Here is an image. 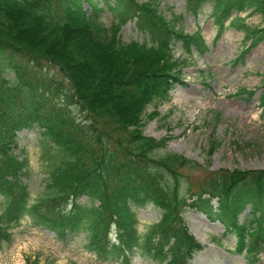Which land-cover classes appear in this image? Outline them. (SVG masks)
<instances>
[{"label": "trees", "instance_id": "trees-1", "mask_svg": "<svg viewBox=\"0 0 264 264\" xmlns=\"http://www.w3.org/2000/svg\"><path fill=\"white\" fill-rule=\"evenodd\" d=\"M184 2L194 16L210 4L215 37L225 21L243 29L238 14L248 9L264 20L259 0ZM98 4L0 0V56L20 62L11 63L10 73L0 71V249L11 243L13 227L27 219L63 243L82 234L83 247L99 262L129 264L135 255L152 264H185L202 247L182 221L188 207L217 221L233 237L232 251L254 262L264 251V169L218 168L193 191L181 187L178 169L196 163L167 150L168 137L142 133L149 117L144 107L182 83L172 44L186 55L201 54L207 49L202 36L166 22L151 0ZM103 7L114 17L107 26L99 17ZM126 17L146 40L117 38ZM263 30L242 31L253 46L264 40ZM85 64L89 71L79 74ZM43 65H52L65 86L52 89L51 80L37 73ZM259 97L264 105V92ZM33 126L39 129L46 177L45 190L31 200L29 163L12 150L17 132ZM146 204L159 216L137 231L133 209Z\"/></svg>", "mask_w": 264, "mask_h": 264}, {"label": "rangeland", "instance_id": "rangeland-1", "mask_svg": "<svg viewBox=\"0 0 264 264\" xmlns=\"http://www.w3.org/2000/svg\"><path fill=\"white\" fill-rule=\"evenodd\" d=\"M94 1L101 6V0ZM151 1L156 4L161 17L166 22L171 20L175 28L187 34L198 30L207 49L201 54L191 50L186 55L177 42L172 44L171 57L176 61L182 83L171 85L164 97L144 107L145 116L149 117L143 123L142 133L157 139L168 137L165 142L167 150L196 163L194 168L178 169L181 187L187 184L193 191L197 190L208 172L218 168L264 169V105L259 97L264 92V40L251 46L242 31L246 28L261 31L264 20L256 10L248 9L238 14L243 29L224 23L220 35L215 37L210 4H203L194 16L184 10L185 0ZM259 2L260 7L264 6V0ZM234 13L231 12V16ZM99 17L105 26L114 20L104 7ZM131 19H124L117 38L123 43L146 40V34L137 29ZM239 53L241 57L235 60ZM11 63L20 62L0 56V71L10 73ZM84 67L89 71V65L85 64L77 69L79 74L86 73L79 70ZM37 73L51 80L49 85L52 89L59 84L65 86V79L52 65H43ZM51 96L57 99L55 93ZM38 132L35 126L21 129L12 150L20 156L25 155L29 163L31 174L26 184L31 200L45 190V162L38 149ZM133 211L137 218V231H142L159 215V211L150 204ZM245 211L236 217L239 222L243 220ZM181 217L186 231L202 244L185 264H264V251L257 252L254 262L233 252V237L224 232L217 221H208L199 211L188 207L183 209ZM11 240L0 249V264H118L116 261H97L92 252L83 247L85 240L82 234L63 243L52 232L32 225L27 219L13 227ZM129 264L152 263L134 256Z\"/></svg>", "mask_w": 264, "mask_h": 264}, {"label": "bare ground", "instance_id": "bare-ground-1", "mask_svg": "<svg viewBox=\"0 0 264 264\" xmlns=\"http://www.w3.org/2000/svg\"><path fill=\"white\" fill-rule=\"evenodd\" d=\"M79 70H80L81 72H84V71L87 72L88 68H87V67H84V68H80Z\"/></svg>", "mask_w": 264, "mask_h": 264}]
</instances>
